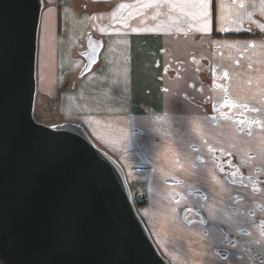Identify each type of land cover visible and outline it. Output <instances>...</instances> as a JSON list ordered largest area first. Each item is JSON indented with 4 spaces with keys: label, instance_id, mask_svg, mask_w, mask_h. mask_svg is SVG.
<instances>
[{
    "label": "crops",
    "instance_id": "1",
    "mask_svg": "<svg viewBox=\"0 0 264 264\" xmlns=\"http://www.w3.org/2000/svg\"><path fill=\"white\" fill-rule=\"evenodd\" d=\"M184 2L169 0L157 9L141 7L149 0H44L38 39L37 93L42 90V95L49 97L53 93L52 98L60 99L59 106L67 114L64 121L83 125L95 142L123 165L131 182H143L148 187L154 204L159 193L154 184H162L166 178H161L162 173L156 169L157 160L163 159L144 131L150 128L157 133L156 124H163L174 133L172 138L164 131L165 138L182 143L185 139L179 135V129L185 130L188 121L200 120V136L210 139L224 133L223 139L229 145L209 152L208 160L215 166L216 156L235 154L244 161L247 171L246 179L241 180L243 185L231 184L222 176L216 183L209 182L207 193L216 199L222 198L221 189L229 191L228 208L209 206L211 222L200 227L184 225L187 220L183 215L179 225H170L165 231L170 237L165 239L166 244L167 240L173 242L170 245L177 244L176 257L181 253L186 259L184 264H249L242 254L244 240L264 253V129L250 127V140L247 133L242 137V125L238 122L256 117L264 120V38L250 35L256 31L264 33L258 26L264 25V4L261 0H213L212 31L203 34L197 31L196 21L184 16L179 8L169 7L171 3ZM240 3L245 5L243 9L239 8ZM130 12L133 15L128 20L129 28H124L118 21ZM221 15L236 21L226 25L230 29L227 32L219 30ZM131 28L145 30L133 32ZM89 34L102 39L104 46L97 68L81 77L78 71L85 61L78 55L86 49ZM203 39L209 40L202 42L205 47L200 46ZM150 66L160 71V78L156 79L159 85L152 87L144 73ZM208 68L214 79L227 72V86L211 83ZM68 73L73 76L70 82H66ZM134 76L141 81L137 95ZM152 95L149 103L157 106L145 105L144 99ZM226 95L236 104H247L249 110L242 113V108L235 107L229 114L231 119L207 112L203 104L219 106L224 104ZM181 148L178 147L175 158ZM206 207L203 204L200 209L207 212ZM211 254L219 259H213Z\"/></svg>",
    "mask_w": 264,
    "mask_h": 264
},
{
    "label": "water",
    "instance_id": "2",
    "mask_svg": "<svg viewBox=\"0 0 264 264\" xmlns=\"http://www.w3.org/2000/svg\"><path fill=\"white\" fill-rule=\"evenodd\" d=\"M43 9L44 0H0V263L170 264L122 164L83 125L35 119ZM103 46L88 35L81 77Z\"/></svg>",
    "mask_w": 264,
    "mask_h": 264
},
{
    "label": "rangeland",
    "instance_id": "3",
    "mask_svg": "<svg viewBox=\"0 0 264 264\" xmlns=\"http://www.w3.org/2000/svg\"><path fill=\"white\" fill-rule=\"evenodd\" d=\"M202 42L207 43L209 42V40H201L200 46L205 47ZM81 52L82 51L79 52L78 57L80 59H84L80 54ZM206 64L208 63H204L205 66ZM97 66L98 64L94 67L93 70H95ZM52 71L53 70L50 69L49 74H51ZM79 73L80 70L78 71V75ZM144 73H146V81L150 84V87L159 82L157 81L160 78L159 70H153L152 66H150L149 69ZM209 73L212 74L211 68H208L207 74ZM66 75V82H70L73 76L70 73ZM135 75L137 76V72H135ZM153 75H155V79ZM136 76H134V92H136L137 95V89L138 87H141V81L139 78L137 80ZM44 90L49 91L50 89L44 88ZM42 94L43 92L42 90H40L36 96L34 111L35 119L38 122L47 125L56 124V122L58 124L61 123L62 120L64 122V119L67 118V114L63 113L64 111L61 110L59 106L60 99L52 98L53 93H49L51 95L49 97ZM151 99H153V95L152 97L147 96L144 99L145 105L157 106V103H149ZM143 111L144 110H142L141 114H143ZM135 112L137 113L138 111L135 109ZM263 122L264 120H261V123L255 125V128L257 126H261ZM238 125L240 126L239 122ZM155 128L157 129V133H153L150 128H147V130L144 131V134L148 137L150 144L157 149L158 155L163 159L162 161L157 160L156 169L158 172L162 173L161 178L164 177L166 178V180L162 184L160 181H158L159 184H154L159 191V193L157 194L156 204H154L155 201L150 197V204L143 208H139L138 211L149 227L158 248L168 258L170 264H184V261L186 259L182 258L181 253L176 257V255L179 253L175 250L177 244L170 245V243H173L170 240H167L166 244L165 238L170 237L167 236V232L165 231H168L170 225L172 227L179 225L178 222L183 221V215H186L185 213L188 212L187 209L189 208H191L192 212L196 214H198L197 212L200 211L198 209H200L203 204L207 205V213L211 211V208L209 206H211L212 204H217L223 209L228 208L227 198L230 196V194L227 189H221V192L223 194L221 199L214 198L213 195L207 193L206 189L209 182L216 183L219 178V174L216 172L215 166L211 163V161L208 160L209 147L220 151L221 149L227 147L229 144L223 139V137H225L224 133L220 134V138L218 136H215V138L210 137V139H208V137L206 136H200V120L188 121V127H185V130L192 133H188L184 129H179V135H183L181 137L185 139V141H182V143H173L172 141H168V139L165 138L164 131H166L172 138L174 137V133L170 132L168 129H165V125L156 124ZM242 129L247 131V129L249 128L247 124H245L242 125ZM194 132H197V134H193ZM199 137L203 138L204 141H202V139H200ZM205 140L207 143H205ZM179 146H182L181 153H179V155L175 158ZM172 149H174V151H172ZM194 149H198V151H195ZM200 156L201 159L199 158ZM193 165H195V167H193ZM246 175L247 173L242 169V172L240 173V175H237V178L244 180L246 179ZM213 177H215V179H213ZM198 192H202L203 194H198ZM176 200H179V204L176 203ZM173 209H175V211H173ZM198 215L200 216V214ZM176 216H178V221L176 220ZM225 219L227 220L226 217ZM187 222H184L183 224L190 227H200V219L193 221L187 220ZM203 231H206V228ZM199 234L200 233H197L196 235L197 239L199 237ZM241 248L244 251L246 258L252 259L254 264H258V257L260 256V254H264L256 247V245L248 244L246 240H244V242L242 243ZM211 256L213 259H219V256H216L214 254H211ZM248 256H250V258ZM220 259H223V257H220Z\"/></svg>",
    "mask_w": 264,
    "mask_h": 264
},
{
    "label": "snow or ice",
    "instance_id": "4",
    "mask_svg": "<svg viewBox=\"0 0 264 264\" xmlns=\"http://www.w3.org/2000/svg\"><path fill=\"white\" fill-rule=\"evenodd\" d=\"M262 4H264V0H261ZM169 0H149V3L146 4H142L141 7L143 8H152V7H156L157 9L161 6V4H168ZM212 4H213V0H185L184 3H171L169 4L170 9L175 10L176 8H179L182 12V14L186 17H189L191 20L196 21V28L197 31L203 33V34H210L212 31V25H213V12H212ZM121 8L126 7L125 5H120ZM245 7V5L243 3L239 4V8L243 9ZM262 14H264V10H262ZM132 13H129V16L127 18H122L120 19L118 22L122 23L124 28H129V23L128 20L132 17ZM249 18L251 17V14L249 13ZM113 19H116V14L113 13ZM236 21H233L229 16H225V15H221L219 17V23H220V31H224L227 32L229 31V27H227L226 25L231 24V23H235ZM259 27L262 28V30H264V25H258ZM103 30V29H102ZM141 30H145V29H139V28H131V31L136 32V31H141ZM179 31V29H177ZM213 43H216L219 46V42L218 41H214ZM239 43V42H237ZM251 47H255V44H252L251 42H249ZM229 47H234L235 45L229 44ZM92 47L91 42H90V48ZM89 57V60L91 62H95V51L93 49V51H91L90 53L87 54ZM224 77L227 78L228 77V73L224 72ZM222 87V86H219ZM227 88H224V92L227 94ZM223 107H229V108H235V107H240V108H245L247 109L248 105L247 104H236L234 103L232 100H230L229 98H226L224 100V104L222 105ZM253 111H257V109H252ZM223 117L225 119H231L232 117L229 116V114L227 113H222ZM29 125L38 133L44 135L45 137H51L52 134L47 133L44 129H40V128H36L34 125H32L31 121L28 119ZM249 123V121L241 119L239 121L240 125H245ZM251 123H261V121L259 120H252ZM262 127H264V125H262ZM249 134H251V132L249 131ZM205 143H207L205 141ZM195 151H198V149H194ZM209 152H214L215 149L209 147L208 149ZM241 163H244V161L242 160ZM193 167H195V165H193ZM219 167V165H218ZM221 171H223V168H220ZM236 171H239V169H237ZM232 176L236 175V172L234 171L233 173H231ZM213 179H215V177H213ZM235 181H233L234 183ZM176 203L179 204V200H176ZM173 211H175V209H173ZM187 211H192L191 208L187 209ZM201 223H203V221H201Z\"/></svg>",
    "mask_w": 264,
    "mask_h": 264
},
{
    "label": "flooded vegetation",
    "instance_id": "5",
    "mask_svg": "<svg viewBox=\"0 0 264 264\" xmlns=\"http://www.w3.org/2000/svg\"><path fill=\"white\" fill-rule=\"evenodd\" d=\"M263 8H264V5H263ZM252 33L254 34L253 37L264 38V33L261 32V31H256V32H252ZM204 75H205V73H204ZM208 75L210 76L211 83L216 82V83L220 84L222 87H226L227 86V78H225L224 75L221 76L220 79H217V78L214 79L212 77V74L211 73L207 74V76ZM207 104H211V106L213 107L214 110L217 109V108H221V107L222 108H225V109L226 108L228 109V111L224 110V112H220V113H217V112L215 113L214 112L215 114H212V113L209 112L212 116L222 115V113L230 114L234 110V108L223 107L222 106L223 104H221L219 106H215L212 103H205V104H203V106L205 107V105H207ZM205 108L207 109V107H205ZM249 108H250L249 106L247 107V109L242 108V111H243L242 113H244V111L247 112L249 110ZM239 114L240 113H236L235 116L240 117ZM252 120H259V121H261L260 118H258V117L254 118V119L247 120V121H249V123H247V126H248L249 129H250V127H254L255 128V125H258L257 123H251ZM262 125H264V122L261 124V126H257V127L260 128L261 130H263L264 127H262ZM249 129H247V131L246 130H243L242 131V133H243L242 134V137H244L245 134L247 133L248 135H251L250 136V140H253V135H252L253 133L251 132V134H249ZM242 137H241V139H243ZM262 143H264V138L262 139ZM255 155L256 154L254 153V156ZM241 161H242V159H240L239 157L237 158V156L235 154H233V153L232 154H228V155H218V156L215 157V169H216V172L219 174V176L224 177L231 184H234V185H243V182L241 181V179H238L237 178V175H240V173L242 172V169L247 173L246 169L244 168L245 165H244V163H241ZM218 165H219V167H218ZM221 167L222 168L223 167H228V171L227 172L224 171V170L221 171L220 170ZM237 169H239V171H236ZM234 171L236 172V175L235 176H232L231 173H233ZM233 181H235V182L233 183ZM198 194H200V192H198ZM201 194H203V193L201 192ZM150 201L151 200H149L148 203L146 205H144V207L147 206V205H149L150 204ZM141 208H143V207H141ZM196 209H198V208H196ZM230 209L234 212V209L235 208L233 206H231ZM198 210H200V211L197 212L198 214H200V216L198 214H196V213H193L192 211L186 212L185 213L186 214L185 215L186 220L190 221V219L193 218L192 216H195L196 218L193 219V220L200 219V224H209L211 222V218L209 217L208 213L205 212L202 209H198ZM201 221H203V223H201ZM246 242L248 244H254V243H252L250 241H246ZM242 254L246 258V255H245V253H244L243 250H242ZM248 257L250 258V256H248ZM246 260L248 261L249 264H254V262L252 261V259H247L246 258ZM257 260L259 261L258 264H264V254H260V256L258 257Z\"/></svg>",
    "mask_w": 264,
    "mask_h": 264
},
{
    "label": "trees",
    "instance_id": "6",
    "mask_svg": "<svg viewBox=\"0 0 264 264\" xmlns=\"http://www.w3.org/2000/svg\"><path fill=\"white\" fill-rule=\"evenodd\" d=\"M250 35L253 36L254 34L250 33ZM205 107H207V109H206L207 112L208 113L210 112L212 114H215L216 112L217 113L224 112V110L228 111L227 108L225 109V108H222V107L221 108H217V109L214 110L213 107L211 106V104H207V105H205ZM223 170L227 172L228 171V167H223ZM135 201H136V206H137L138 209L141 208V207H144V205H146L148 203L147 197H144L143 199L142 198L141 199L140 198H136ZM192 217L193 218L190 219V221H192L193 219L196 218L195 216H192Z\"/></svg>",
    "mask_w": 264,
    "mask_h": 264
},
{
    "label": "built area",
    "instance_id": "7",
    "mask_svg": "<svg viewBox=\"0 0 264 264\" xmlns=\"http://www.w3.org/2000/svg\"><path fill=\"white\" fill-rule=\"evenodd\" d=\"M147 197V192L144 189V186L141 183H134V189H133V193H132V198L135 201L136 198H144Z\"/></svg>",
    "mask_w": 264,
    "mask_h": 264
},
{
    "label": "bare ground",
    "instance_id": "8",
    "mask_svg": "<svg viewBox=\"0 0 264 264\" xmlns=\"http://www.w3.org/2000/svg\"><path fill=\"white\" fill-rule=\"evenodd\" d=\"M158 220H159V218H158Z\"/></svg>",
    "mask_w": 264,
    "mask_h": 264
}]
</instances>
